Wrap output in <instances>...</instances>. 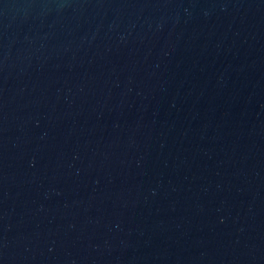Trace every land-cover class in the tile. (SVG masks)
<instances>
[{"label":"water","instance_id":"95a60500","mask_svg":"<svg viewBox=\"0 0 264 264\" xmlns=\"http://www.w3.org/2000/svg\"><path fill=\"white\" fill-rule=\"evenodd\" d=\"M0 264H264V0H0Z\"/></svg>","mask_w":264,"mask_h":264}]
</instances>
